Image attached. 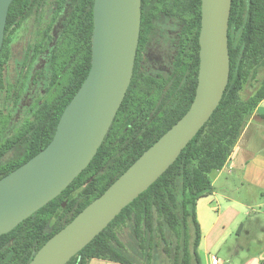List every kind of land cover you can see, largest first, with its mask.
<instances>
[{
    "label": "trees",
    "instance_id": "1",
    "mask_svg": "<svg viewBox=\"0 0 264 264\" xmlns=\"http://www.w3.org/2000/svg\"><path fill=\"white\" fill-rule=\"evenodd\" d=\"M45 1L13 0L10 5L0 54V180L48 147L91 70L95 0H56L41 38L26 52L14 48L16 34ZM201 29L202 0H142L134 75L110 131L88 167L59 197L0 236V264H30L54 235L187 114L198 87ZM160 34L170 37L171 57L169 64L155 67L148 51ZM229 50L230 81L210 121L162 177L68 264H133L118 249L121 230L127 227L149 264H201L197 204L212 193L210 174L223 169L248 115L264 100V81L249 102L240 99L248 65L264 59V0H233ZM30 84L37 95L20 110Z\"/></svg>",
    "mask_w": 264,
    "mask_h": 264
},
{
    "label": "water",
    "instance_id": "2",
    "mask_svg": "<svg viewBox=\"0 0 264 264\" xmlns=\"http://www.w3.org/2000/svg\"><path fill=\"white\" fill-rule=\"evenodd\" d=\"M0 0V54L10 5ZM233 0H202L200 72L187 114L99 198L37 253L30 264H68L177 161L210 121L230 81ZM142 0H95L90 73L64 111L52 142L0 180V236L55 200L98 153L131 86L140 42ZM77 193L59 207L63 214Z\"/></svg>",
    "mask_w": 264,
    "mask_h": 264
},
{
    "label": "crops",
    "instance_id": "3",
    "mask_svg": "<svg viewBox=\"0 0 264 264\" xmlns=\"http://www.w3.org/2000/svg\"><path fill=\"white\" fill-rule=\"evenodd\" d=\"M263 117L264 100L248 115L223 169L210 174L212 193L197 204L201 264H264Z\"/></svg>",
    "mask_w": 264,
    "mask_h": 264
},
{
    "label": "rangeland",
    "instance_id": "4",
    "mask_svg": "<svg viewBox=\"0 0 264 264\" xmlns=\"http://www.w3.org/2000/svg\"><path fill=\"white\" fill-rule=\"evenodd\" d=\"M56 0H46L43 6L35 11L25 22L22 28L15 36L14 48L18 51L26 52L34 43L41 38L47 25L50 23ZM171 41L168 34L158 35L151 44L148 57L155 67H162L169 64L171 57ZM16 69L20 68V61L15 62ZM39 67L36 66L34 71ZM264 81V59H260L254 65H248L244 79L243 89L240 92L242 102H249L256 96L257 91ZM32 85L28 87L27 94L21 100L20 110L28 108L35 99L37 92L31 90ZM121 246L119 251L129 259L133 264H149V261L141 257L139 246L133 235L132 227L123 228L120 233ZM103 264H114L103 261ZM151 264H159L153 261Z\"/></svg>",
    "mask_w": 264,
    "mask_h": 264
}]
</instances>
